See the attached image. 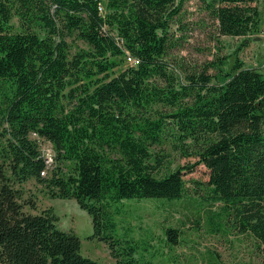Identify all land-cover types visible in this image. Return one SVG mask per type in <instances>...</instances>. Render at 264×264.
<instances>
[{"label": "trees", "instance_id": "1", "mask_svg": "<svg viewBox=\"0 0 264 264\" xmlns=\"http://www.w3.org/2000/svg\"><path fill=\"white\" fill-rule=\"evenodd\" d=\"M187 1L0 0V264H102L39 207L31 182L76 199L116 264L165 258L153 235L117 234L126 200L198 189L201 203H221L211 231L231 221L264 253V70L239 57L262 13L258 0H206L220 35L243 41L200 70L170 57ZM127 53L139 62L117 72ZM171 151L195 162L175 166ZM198 164L209 179L190 188L184 170ZM164 231L179 244V228Z\"/></svg>", "mask_w": 264, "mask_h": 264}, {"label": "rangeland", "instance_id": "2", "mask_svg": "<svg viewBox=\"0 0 264 264\" xmlns=\"http://www.w3.org/2000/svg\"><path fill=\"white\" fill-rule=\"evenodd\" d=\"M262 13V24L259 32L252 34L248 45L239 52V57L246 66L264 70V0H258ZM179 25V26H178ZM183 27V29H180ZM178 44L171 49L170 57L177 62L196 66L202 69L211 61L220 58L233 60L237 47L243 38L220 35L217 21L208 8L206 0H189L186 2L177 24H173ZM125 57L119 70L129 64ZM214 68H209L213 72ZM43 143V142H41ZM41 146V145H40ZM173 165H190L194 158L182 157L171 151ZM66 167V165H63ZM184 177L188 186L193 187L192 179L207 182L209 170L203 164L193 169H185ZM36 196L39 207H52L58 215L57 225L65 231L76 233L82 240L83 255L102 264H116L110 254L107 242L93 236L94 227L89 212L82 208L74 198L52 197L43 185L31 182L28 184ZM193 193L181 200L165 198L130 199L125 201L124 214L119 218L117 234L121 237H149L153 235V243L165 258L158 256L155 264H264V253L256 250L255 240L240 234L232 227L231 221L225 219L223 228L211 231L207 224L209 211L221 210V203L213 206L201 203L202 193ZM211 209V210H209ZM200 219V223L197 220ZM168 226L180 229L179 244H166L165 229ZM172 257L174 262L168 260Z\"/></svg>", "mask_w": 264, "mask_h": 264}, {"label": "built area", "instance_id": "3", "mask_svg": "<svg viewBox=\"0 0 264 264\" xmlns=\"http://www.w3.org/2000/svg\"><path fill=\"white\" fill-rule=\"evenodd\" d=\"M99 9H100L101 13H103L104 12V4L100 3ZM119 44H121V43H119ZM127 58L133 64H137L139 62L138 59L132 57L129 53H128ZM42 142L43 143H41V146H42L43 155L45 157V161L47 163V167H51L54 156H55V152L53 150L51 142H49L47 140H42Z\"/></svg>", "mask_w": 264, "mask_h": 264}, {"label": "bare ground", "instance_id": "4", "mask_svg": "<svg viewBox=\"0 0 264 264\" xmlns=\"http://www.w3.org/2000/svg\"><path fill=\"white\" fill-rule=\"evenodd\" d=\"M127 56H128V53H127ZM132 57H133V56H132ZM134 58H135V57H134ZM129 62H130V61H129ZM130 63H131V62H130ZM131 64H133V63H131ZM133 65H134V64H133ZM55 161H56V160H55V158H54V159H53V162H52V165H51V168L54 167V165H55Z\"/></svg>", "mask_w": 264, "mask_h": 264}]
</instances>
